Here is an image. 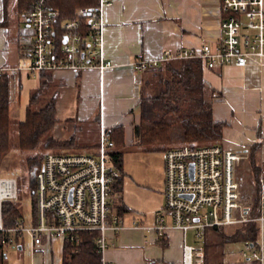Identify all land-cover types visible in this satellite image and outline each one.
I'll list each match as a JSON object with an SVG mask.
<instances>
[{"label":"built area","instance_id":"2783aa9c","mask_svg":"<svg viewBox=\"0 0 264 264\" xmlns=\"http://www.w3.org/2000/svg\"><path fill=\"white\" fill-rule=\"evenodd\" d=\"M49 2L33 0L30 10L19 15V22L25 25L20 46L29 64L1 67L0 77L20 71L34 77L44 72L104 71L111 67L101 50V13L110 6V0H99L92 8H80L75 19L59 24L55 23ZM219 9V36L214 43H204L198 51L164 52L159 61H136L133 67L144 71L159 62L199 60L204 70L243 68L264 58L262 0H220ZM80 19L90 26L87 37L80 33ZM112 146L102 130L95 152H44L34 172L35 221L32 216L28 220L21 216L10 226L3 225L2 203L16 199L17 183L15 178L0 177V244L15 247L26 237L33 248L40 246L43 239L77 244L78 233L94 232L100 264H109L105 260L107 235L123 230L122 218L111 204L120 179L108 154ZM239 160L237 153L220 145H186L166 150L162 212L152 226L133 224V228L157 233L159 237L168 230H191L194 237L202 239L208 228L252 221L246 216L234 179V167ZM254 220L259 222L261 237L256 247L245 244V256L246 260L264 264V194L260 198V216ZM203 258L202 247H184L183 264H202Z\"/></svg>","mask_w":264,"mask_h":264},{"label":"crops","instance_id":"0c3cea01","mask_svg":"<svg viewBox=\"0 0 264 264\" xmlns=\"http://www.w3.org/2000/svg\"><path fill=\"white\" fill-rule=\"evenodd\" d=\"M262 3L264 7V0ZM219 7L220 0H110V6L105 7L101 13V50L112 66L104 71L44 72L34 76V80L30 79L32 76L26 71H20L24 72L27 97L22 103V120L30 94L36 91L43 81L46 90L41 92L40 96L53 84L58 88L53 91L52 96L57 122L48 138L58 141L73 139L72 149L78 147L77 132L81 134V123L85 118L88 122L98 123L99 137L102 130L108 131L113 127L122 126L125 145L128 144L127 133L131 135L132 126L137 124L140 118L138 102L143 96L142 73L151 72V75L154 68L163 63L180 60L159 62L156 67L144 71L135 69L134 63L159 61L164 52L174 54L181 50L198 51L202 44L214 43L219 36ZM23 9L26 8L19 9L17 0H0V68L14 65L23 67V60L28 58L20 46L21 36L25 32V25L19 22V11ZM55 11L53 10L56 15ZM201 71L204 82L216 91L212 105L213 117L226 124L219 145L240 157L235 165L238 168L234 179L238 184L240 200L247 216L257 180L264 194V58L243 68L228 66L204 70L201 67ZM20 72L7 74L13 78L17 90L22 89ZM151 77L159 83V77ZM57 128L61 130L58 131ZM253 144L257 145L254 148L256 151L250 158L249 149ZM97 147L98 142L82 149L93 152ZM94 148L95 150H92ZM68 150H43L37 154L42 158L46 151L69 153ZM250 159L254 168L250 165ZM128 186L129 181H124L123 174L120 173L112 199L116 207L112 201L111 204L113 211L122 218L123 230L117 235H107V263L183 264L184 247L191 245L203 248V262H206L205 246L197 243L203 240L207 229L203 231L202 239L194 237L196 244H189L187 231L168 230L159 237L157 233L148 234L142 229L133 228V224L146 227L153 225L155 218L162 212L164 195L163 190L160 191V205L151 208L150 218L152 217L153 222L150 219V224L143 225L145 218L142 211L139 208L134 209L124 198ZM242 190L249 194L246 200ZM121 209H128V212L118 213ZM19 215L22 216L21 213ZM31 216L33 217V214ZM262 233L264 236V226ZM260 237L259 225V241ZM20 241L16 245L18 249H21ZM62 247L63 244L56 238L43 239L40 246L31 249L34 261L36 258L43 261L37 253L46 249L48 260L41 264H62ZM245 254L244 244L242 257L246 260Z\"/></svg>","mask_w":264,"mask_h":264},{"label":"trees","instance_id":"16d2710c","mask_svg":"<svg viewBox=\"0 0 264 264\" xmlns=\"http://www.w3.org/2000/svg\"><path fill=\"white\" fill-rule=\"evenodd\" d=\"M17 1L19 9L26 8L19 11L21 15L30 10L33 0ZM97 5L98 0H50L48 7L56 10L55 23L59 24L75 19L78 9L92 8ZM80 25L81 35L87 37L90 33V26L84 19H80ZM152 72L151 75L160 78L157 80L160 83V89L154 95L141 96L138 102L140 118L138 123L131 128L130 144L148 147L157 146L158 150L163 153L170 148L179 146L188 145L198 148L219 145L226 124L215 120L213 117L212 105L216 91L204 82L199 60L163 63L161 66L154 68ZM48 78L50 77L48 76ZM44 83L42 81L39 88L30 94L24 120L18 125L17 145L18 149L23 152L34 151L41 143H43V150L72 149L74 146L73 139L58 141L48 138L45 140L57 120L53 101L49 102L44 108L35 110L41 92L46 90ZM10 110L8 77L7 74H4L0 77V164L10 151ZM104 132L113 144L108 154L114 167L122 174V152L118 149L125 146L123 127L116 126ZM256 146V144L251 145L249 149L250 158L254 155ZM40 160L41 156L38 155L26 160V164L32 172L30 177L32 196H34V179L32 175L39 166ZM250 165L254 168L251 159ZM261 194L262 189L257 180L251 207L247 214L249 219H255L259 216ZM32 211L35 221L36 205H34ZM123 211L128 212V209L118 210V213H123ZM19 216L13 202L5 201L2 203L1 217L5 227L10 226ZM220 228L223 227L212 229L213 234L218 236L222 242H242L256 247L259 241V223L255 220L242 223L240 228L237 227L228 236ZM77 236L80 239L77 244L70 240L63 243L62 264H100V255L95 242L97 233L80 232Z\"/></svg>","mask_w":264,"mask_h":264},{"label":"rangeland","instance_id":"374dc122","mask_svg":"<svg viewBox=\"0 0 264 264\" xmlns=\"http://www.w3.org/2000/svg\"><path fill=\"white\" fill-rule=\"evenodd\" d=\"M28 64L29 59L25 58L22 64L23 67L27 66ZM150 73L151 72L142 73L143 96L152 94L154 95L160 89V83H157L155 80H153ZM19 74L21 76V90H17L15 88V82L13 78H11V75H7L11 100V110L9 113L10 151L1 161L0 177L4 178L13 176L15 178L17 183V197L15 200L11 201L16 206L18 212L21 213L22 217L28 220L32 215V210L34 209L35 197L32 196V191L30 189V177L32 172L30 171L31 168L27 166L26 160L30 157L38 155V152H43V143H41L34 151L31 152H23L18 149L17 129L19 123L23 122L21 121L23 116V111H21V109L22 103L25 102L27 98L25 93L26 83L23 79L24 72H20ZM35 78L31 77L30 79L34 80ZM55 90H58V88H56L54 84L51 85V87L40 96L35 110L44 108L51 101L54 102L52 96L53 91ZM15 110H17L16 113ZM84 119L81 123V134L77 132L78 136L76 142L78 147L69 149V153L91 152L89 151V149L82 148H89L95 145L96 142H99L98 123L93 121L88 122V120ZM57 129L58 131L61 130V128ZM48 137L49 136H47L45 139H47ZM130 141L131 135L128 132L126 139V142L128 144L118 149V151L122 152L123 179L124 181H129V186L127 188V191L124 193V198L134 209L139 208L142 211L145 218L143 225H146L153 222L152 217L150 218L151 208L154 209L155 207H158L160 205V191L163 190L162 184L164 179V157L163 152L161 150H158L157 146L148 147L135 144L131 145ZM92 150H95V148ZM237 168L236 166L234 167L235 174H237ZM32 176L34 179V174ZM245 193V191H243L242 193L244 200L249 197V194ZM112 202L113 206L116 207L115 201L113 200ZM150 219H152V221L148 223ZM241 225L242 224L227 226L224 228H220V230H222V232L226 236H228L231 235L237 227L240 228ZM186 233L187 242L189 244H196L193 236V231L190 230ZM213 233V229H207L203 240L197 243L201 244V246H205L206 263L257 264V262L253 259L247 261L242 257L244 243L222 242L221 239ZM19 244L21 246V249H18L17 246L11 247L0 244V264H34L36 262L38 264H41L44 263L43 261L48 260L46 249H43L41 250V252L38 251L37 253L39 257L43 259V261H40L39 258H36L34 261V254L31 250L32 247L29 238H23Z\"/></svg>","mask_w":264,"mask_h":264},{"label":"water","instance_id":"95a60500","mask_svg":"<svg viewBox=\"0 0 264 264\" xmlns=\"http://www.w3.org/2000/svg\"><path fill=\"white\" fill-rule=\"evenodd\" d=\"M64 42H65V40H64ZM190 170H191V173H192V170H193V167L192 166H190Z\"/></svg>","mask_w":264,"mask_h":264},{"label":"bare ground","instance_id":"6f19581e","mask_svg":"<svg viewBox=\"0 0 264 264\" xmlns=\"http://www.w3.org/2000/svg\"><path fill=\"white\" fill-rule=\"evenodd\" d=\"M63 152V151H62ZM249 208V207H248ZM183 253V252H182Z\"/></svg>","mask_w":264,"mask_h":264}]
</instances>
